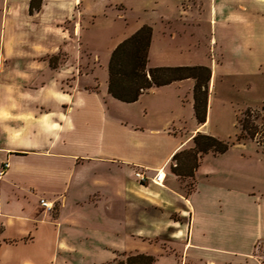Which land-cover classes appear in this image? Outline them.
<instances>
[{
	"label": "crops",
	"instance_id": "obj_1",
	"mask_svg": "<svg viewBox=\"0 0 264 264\" xmlns=\"http://www.w3.org/2000/svg\"><path fill=\"white\" fill-rule=\"evenodd\" d=\"M31 1L0 0V264H264L258 145L205 154L194 179L172 171L198 133L223 140L225 114L264 106V0ZM144 26L148 69H210L206 122L193 77L109 93L114 50ZM239 82L253 91L235 105Z\"/></svg>",
	"mask_w": 264,
	"mask_h": 264
},
{
	"label": "trees",
	"instance_id": "obj_2",
	"mask_svg": "<svg viewBox=\"0 0 264 264\" xmlns=\"http://www.w3.org/2000/svg\"><path fill=\"white\" fill-rule=\"evenodd\" d=\"M42 2L32 0L30 12L40 11ZM151 38L152 28L144 26L114 50L109 64V93L118 100L131 103L153 87L193 77L197 79L194 91L196 117L200 123L206 122L210 69L203 66L148 69ZM236 129L234 141L198 133L194 138V148L174 156L173 173L182 178L194 179L195 171L205 154L222 155L236 143L255 142L264 153V106L248 108L237 115ZM193 185L192 182L189 193L193 191ZM156 260L154 256L138 254L129 256L119 264H154Z\"/></svg>",
	"mask_w": 264,
	"mask_h": 264
},
{
	"label": "rangeland",
	"instance_id": "obj_3",
	"mask_svg": "<svg viewBox=\"0 0 264 264\" xmlns=\"http://www.w3.org/2000/svg\"><path fill=\"white\" fill-rule=\"evenodd\" d=\"M89 53H87L86 56H84L86 61L92 60V61H88V62H92V63H90L89 69L95 70V75L102 76L104 74V69H102L100 64L94 63V60L97 59V56L96 55H89ZM243 83L244 82H239L237 85H235L233 87L232 98H234L235 105H236V103L242 102L243 100H247L248 98L250 99V96L252 95L253 90H251V91L247 90V88H246L247 83H244V84ZM234 84H236V82H234ZM241 106H245V105H241ZM230 112L231 113L225 114L223 119H222L223 122L226 124V126L223 130V133H224L223 140H225V141H234V138H235V135L237 132L236 124H235V118L236 117L234 116L232 111H230ZM240 113H238V115ZM191 184H192V182L185 184V187H184L185 189H182V190L188 194L190 192V189H191ZM262 261L264 262V255H262Z\"/></svg>",
	"mask_w": 264,
	"mask_h": 264
},
{
	"label": "built area",
	"instance_id": "obj_4",
	"mask_svg": "<svg viewBox=\"0 0 264 264\" xmlns=\"http://www.w3.org/2000/svg\"><path fill=\"white\" fill-rule=\"evenodd\" d=\"M8 165H5L4 168L2 170H0V181L3 179L4 175H5V169L7 168ZM136 177L142 182V183H147L150 179L149 177L141 171L136 172ZM165 179V173L163 171H158V173L155 175V177L153 178V182L157 183V184H161ZM43 205L46 208H51L50 205L46 202L43 203Z\"/></svg>",
	"mask_w": 264,
	"mask_h": 264
}]
</instances>
